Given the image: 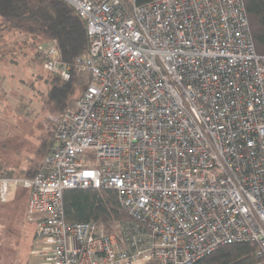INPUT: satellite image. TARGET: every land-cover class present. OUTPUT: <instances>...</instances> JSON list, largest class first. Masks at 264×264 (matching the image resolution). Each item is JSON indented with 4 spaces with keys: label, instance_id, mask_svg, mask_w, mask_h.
<instances>
[{
    "label": "built area",
    "instance_id": "obj_1",
    "mask_svg": "<svg viewBox=\"0 0 264 264\" xmlns=\"http://www.w3.org/2000/svg\"><path fill=\"white\" fill-rule=\"evenodd\" d=\"M88 52L46 71L89 82L61 116L32 178L0 177V202L29 191L32 264H193L249 242L264 264V58L243 0H64ZM112 189L130 220L68 223L63 192ZM29 264V263H27Z\"/></svg>",
    "mask_w": 264,
    "mask_h": 264
},
{
    "label": "trees",
    "instance_id": "obj_2",
    "mask_svg": "<svg viewBox=\"0 0 264 264\" xmlns=\"http://www.w3.org/2000/svg\"><path fill=\"white\" fill-rule=\"evenodd\" d=\"M149 1L136 0V3ZM243 1L255 51L264 58V0ZM0 31L17 32L23 39L22 45L33 49L31 59L42 66L44 57L38 51L40 44L54 41L61 60L68 63L88 52L89 38L85 21L64 0H0ZM47 72L49 77L44 82L48 88L43 98V109L50 115L47 124L49 138L45 136L40 139L37 155L41 159L19 169L0 162V177L32 178L43 170V159L52 151L54 132L62 114L74 108L89 82L87 74L81 71L73 70L69 80H62L58 74ZM78 86H83V90L76 98ZM18 188L13 189L7 202L13 200ZM62 201L65 221L68 223L90 221L102 226L105 232H111L116 223L130 220L129 214L119 203L117 192L112 189H66ZM256 249L257 246L249 242L226 244L193 264H251L257 258Z\"/></svg>",
    "mask_w": 264,
    "mask_h": 264
},
{
    "label": "rangeland",
    "instance_id": "obj_3",
    "mask_svg": "<svg viewBox=\"0 0 264 264\" xmlns=\"http://www.w3.org/2000/svg\"><path fill=\"white\" fill-rule=\"evenodd\" d=\"M22 40L17 32L0 31V162L17 169L41 159L37 150L41 137L49 138L50 119L43 109L49 73ZM82 90L77 87L76 98ZM12 199L0 203V264H32L36 223L27 213V190L19 187Z\"/></svg>",
    "mask_w": 264,
    "mask_h": 264
}]
</instances>
